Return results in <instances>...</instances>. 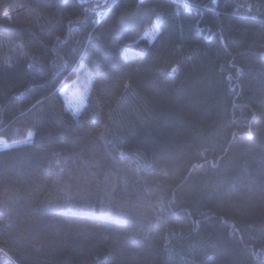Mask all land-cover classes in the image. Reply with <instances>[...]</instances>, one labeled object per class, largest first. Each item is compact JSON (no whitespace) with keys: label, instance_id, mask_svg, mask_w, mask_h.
I'll use <instances>...</instances> for the list:
<instances>
[{"label":"trees","instance_id":"16d2710c","mask_svg":"<svg viewBox=\"0 0 264 264\" xmlns=\"http://www.w3.org/2000/svg\"><path fill=\"white\" fill-rule=\"evenodd\" d=\"M0 138V264H264V0H0Z\"/></svg>","mask_w":264,"mask_h":264},{"label":"rangeland","instance_id":"374dc122","mask_svg":"<svg viewBox=\"0 0 264 264\" xmlns=\"http://www.w3.org/2000/svg\"><path fill=\"white\" fill-rule=\"evenodd\" d=\"M155 30L151 29L148 34L151 37L154 36ZM82 72L80 75L72 80L70 84L63 87L61 92H63L65 103L72 113L76 114L80 111L82 106L86 103V99L89 95V88L91 85V73L85 67H81ZM27 141L26 139H17L14 141H9L7 139L0 138V148L7 146H16L20 143Z\"/></svg>","mask_w":264,"mask_h":264},{"label":"snow or ice","instance_id":"6c2138e0","mask_svg":"<svg viewBox=\"0 0 264 264\" xmlns=\"http://www.w3.org/2000/svg\"><path fill=\"white\" fill-rule=\"evenodd\" d=\"M6 14V13H5Z\"/></svg>","mask_w":264,"mask_h":264}]
</instances>
